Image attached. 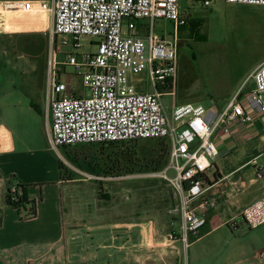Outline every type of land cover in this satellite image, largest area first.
Here are the masks:
<instances>
[{
  "label": "built area",
  "instance_id": "1",
  "mask_svg": "<svg viewBox=\"0 0 264 264\" xmlns=\"http://www.w3.org/2000/svg\"><path fill=\"white\" fill-rule=\"evenodd\" d=\"M199 1L205 8L213 2ZM225 1L264 7V0ZM1 12L52 16L49 33L56 50L48 60L46 97L51 126L47 137L50 150L64 161V169L73 170L85 181L138 179L142 176L116 173L113 145L166 140L168 165L148 176L166 181L177 201L171 214L179 218L180 232L168 238L180 240L186 248L192 240H199L202 230L212 223L210 212L220 201L216 195L207 197L208 192L222 185L230 198L246 186L235 180L240 169L229 174L216 169L219 140L234 132L239 145L264 137V63L250 76L254 88L246 93L239 90L220 112L185 104L169 113L163 98L173 93L177 82L179 37L175 32L172 41L163 39L156 33L155 23L168 21L176 31L185 26L180 0H52L51 6L22 0L0 3ZM143 20L149 21L148 32L139 35L137 22ZM85 37L96 39V51L79 61L76 51ZM67 46L72 50L64 61L58 60V51ZM66 67L86 69L80 76L89 96L76 95L61 81ZM141 75L148 77L152 91L144 86ZM85 147L95 149L97 155L80 158L76 149ZM249 164L257 166L255 160ZM171 170L174 177L168 175ZM11 190L15 193L18 188L14 185ZM241 217L250 229L263 226L264 196L244 208Z\"/></svg>",
  "mask_w": 264,
  "mask_h": 264
},
{
  "label": "crops",
  "instance_id": "2",
  "mask_svg": "<svg viewBox=\"0 0 264 264\" xmlns=\"http://www.w3.org/2000/svg\"><path fill=\"white\" fill-rule=\"evenodd\" d=\"M193 1L199 3L204 11L198 13L194 5L191 9L186 0L183 3L180 0V11L187 24L176 31L171 23L172 31L160 35L172 41L177 32V62L181 47L195 48L209 41L246 44V54L252 56L256 48L255 31L259 30L261 37H264V7L212 0V5L205 8L199 0ZM192 24L196 25L193 33ZM199 35L205 36L206 40L198 41ZM222 61L217 60L220 68L214 76L228 89L220 111L239 90L243 89L246 93L254 88L250 76L264 63V59L255 66H242L240 60L234 64ZM178 76L177 68L176 79ZM149 91H152L151 88ZM42 92L45 95L43 109L34 108L30 102L31 108L26 116H19L21 112L17 108H14L17 116H0V263L96 264L100 261L99 264H256L258 260V264H264V256H261V252L253 254L252 242H247L245 238L249 235L247 239H251L252 232L236 235L224 225L242 219L244 208L264 196V186L250 198L243 195L227 198L224 189L218 188V185L213 187L207 197L216 195L220 201L210 212L212 223L202 230L203 239L188 248L180 240L170 241L167 235L170 230L166 231L161 224L155 223V219L146 222L144 217L132 221L126 218L113 224L112 218L105 221L76 214L75 205H66L64 191L78 182L65 180L59 171L58 161L56 163L49 153L46 131L48 134L51 114L46 90L42 88ZM42 110L46 116H42ZM237 134L234 132L232 137L219 140L218 144L220 156L224 159L234 158L240 152L248 157L245 163L232 171L240 169L236 175L249 168L252 164H247L251 161L257 162L263 154L253 159L252 152L264 145V137L236 144ZM257 166L254 168L261 169ZM256 169L255 173L260 178L261 173ZM12 178H16V183L28 186L29 200L36 202V217L23 219L18 210L7 206L5 199ZM249 181L252 184L256 178L251 177ZM261 227L264 228V225ZM235 228L239 229L238 226ZM94 232L101 234V241L97 244L90 241L89 234ZM106 232L109 233L107 237ZM236 237L241 240H231Z\"/></svg>",
  "mask_w": 264,
  "mask_h": 264
},
{
  "label": "rangeland",
  "instance_id": "3",
  "mask_svg": "<svg viewBox=\"0 0 264 264\" xmlns=\"http://www.w3.org/2000/svg\"><path fill=\"white\" fill-rule=\"evenodd\" d=\"M16 1L22 0H0V3ZM31 1L45 2L50 6L52 4V0ZM216 1L220 3V0ZM181 2L183 3V0ZM186 3L191 9L194 5L198 13L204 11L201 5L193 0H186ZM51 24L52 16L50 14L36 16L21 13H0V116H17L14 108L21 112H19V116H26L31 108L30 102L34 108L43 109L45 95L42 88L46 90L48 60L51 53L56 50L49 33ZM137 27L138 34L145 35L148 32L149 21H139ZM172 29V24L168 21L158 20L155 23V31L161 36L167 35ZM255 37L256 48L254 53L252 51V56L246 54L248 52L247 45L240 42L233 44L232 42L209 41L198 44L195 48L181 47L177 62L179 76L175 88L171 95H165L163 98L168 112L171 113L174 107L185 104L201 105L207 110L220 112L228 89L217 79H214L216 71L220 68L217 60L219 59L221 62L226 60V62L230 61L233 64L240 60L242 66L257 65L264 59V37H261L259 30L255 31ZM95 43V38L85 37L81 40L82 47L76 51L79 61H82L83 55L96 51ZM71 50L70 46L60 48L58 60L64 61L66 54ZM85 70V68L77 69L74 67H66L65 71L62 69L61 81L76 95L85 93V96H89V90L83 86L80 76ZM141 77L145 79L144 86L149 91L148 77L146 75H141ZM42 112V116H46L44 110ZM49 153L57 163L59 155L50 149ZM76 153L82 159H90L97 155L96 150L90 147L77 148ZM259 154L263 155L258 158L256 163L258 164L257 168H261V170L254 168L256 165L252 164L246 170L241 171L235 180L243 181L246 186L237 190L233 197L243 195L250 198L264 186V145L260 146L258 151L252 152V158L255 159ZM62 157L65 159L64 155ZM247 160L248 157L240 152L234 158L224 159L219 156L215 160V165L219 172L229 174ZM255 169L261 173L260 178L255 173ZM137 175L142 177L101 183L82 180L81 176L73 170L63 169L65 180L78 182L64 191L66 205H75V213L83 216H91L105 221H111L110 218H112L113 224L120 223L126 218L132 221L144 217L146 222L155 219V223L161 224L166 231L170 230L168 236L177 235L180 232V222L178 217L171 214V210L177 202L172 188L163 179L149 177L148 173ZM168 175L174 177L175 173L171 170ZM251 177L256 178L252 184L249 181ZM218 188L224 189L225 192L228 191L222 185H218ZM22 214L25 215L24 209ZM224 225L236 235H240L242 232H252L251 239H247L249 235L245 238L247 242H252L253 254L264 252V228L250 229L242 219ZM236 226L239 229H236ZM89 235L91 236L90 241L93 240L95 244L101 241L100 233L94 232ZM105 235L107 237L109 233L106 232ZM202 239L192 240L191 244ZM231 240H241V238L236 237L231 238ZM101 252L103 253V251ZM185 257L184 255V260ZM258 262L256 260V264ZM99 263L100 261L96 264Z\"/></svg>",
  "mask_w": 264,
  "mask_h": 264
},
{
  "label": "trees",
  "instance_id": "4",
  "mask_svg": "<svg viewBox=\"0 0 264 264\" xmlns=\"http://www.w3.org/2000/svg\"><path fill=\"white\" fill-rule=\"evenodd\" d=\"M187 24V23H186ZM184 27V26H182ZM191 32L196 31V25H191ZM198 41H205L206 37L198 36ZM113 152L116 155L115 170L118 175L160 173L168 165L169 143L166 140H144L118 143L113 145ZM58 168L63 174V165L58 160ZM16 178L8 185L5 202L7 206L18 210L21 214L24 209L23 219H31L37 215L35 201H30L27 187L15 182ZM15 182V183H14ZM17 186L18 190L12 193V186ZM28 207L30 209L28 210Z\"/></svg>",
  "mask_w": 264,
  "mask_h": 264
},
{
  "label": "water",
  "instance_id": "5",
  "mask_svg": "<svg viewBox=\"0 0 264 264\" xmlns=\"http://www.w3.org/2000/svg\"><path fill=\"white\" fill-rule=\"evenodd\" d=\"M219 177H220V174H219Z\"/></svg>",
  "mask_w": 264,
  "mask_h": 264
},
{
  "label": "bare ground",
  "instance_id": "6",
  "mask_svg": "<svg viewBox=\"0 0 264 264\" xmlns=\"http://www.w3.org/2000/svg\"><path fill=\"white\" fill-rule=\"evenodd\" d=\"M44 14H46V13H44Z\"/></svg>",
  "mask_w": 264,
  "mask_h": 264
}]
</instances>
